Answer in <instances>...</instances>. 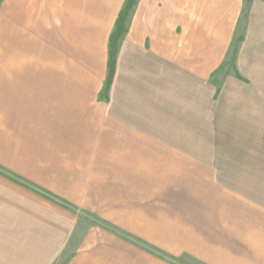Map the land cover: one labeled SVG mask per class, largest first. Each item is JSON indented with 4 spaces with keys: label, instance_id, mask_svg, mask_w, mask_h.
Returning a JSON list of instances; mask_svg holds the SVG:
<instances>
[{
    "label": "crops",
    "instance_id": "crops-1",
    "mask_svg": "<svg viewBox=\"0 0 264 264\" xmlns=\"http://www.w3.org/2000/svg\"><path fill=\"white\" fill-rule=\"evenodd\" d=\"M125 1L0 0V264H264V0L242 79L245 0H139L105 94Z\"/></svg>",
    "mask_w": 264,
    "mask_h": 264
},
{
    "label": "trees",
    "instance_id": "trees-1",
    "mask_svg": "<svg viewBox=\"0 0 264 264\" xmlns=\"http://www.w3.org/2000/svg\"><path fill=\"white\" fill-rule=\"evenodd\" d=\"M139 0H126L121 8V10L119 11L116 20H115V24L113 27V30L109 36L108 39V46H107V63H108V75L106 78V83H105V89H104V93L106 94L111 81H112V77H113V73L115 70V63H116V55H117V50H118V44L120 39L124 36V34L127 31V24L130 18V15L133 11V9L135 8L137 2ZM243 37L240 36V38H238L236 40L237 43H239L240 41H242ZM234 58L236 56V48L234 51ZM235 76L239 79H242V77L237 73L236 70H234ZM13 181L18 182V180L16 179V177L11 178ZM20 180V179H19ZM18 183H21V181H19ZM27 187L33 189V187H31L30 185L25 184ZM99 225H104L105 223L103 222H98ZM172 262V261H171Z\"/></svg>",
    "mask_w": 264,
    "mask_h": 264
},
{
    "label": "rangeland",
    "instance_id": "rangeland-1",
    "mask_svg": "<svg viewBox=\"0 0 264 264\" xmlns=\"http://www.w3.org/2000/svg\"><path fill=\"white\" fill-rule=\"evenodd\" d=\"M250 2H251V0H245V5H244L243 11H242V15H241V22H240L241 23V27H240L241 29L240 30H241L242 34L240 36H242V37H243V30H244V28L246 26L247 19H248V8H249ZM240 36L237 37V39L240 38ZM239 43H237L235 41V44H234L233 49H232V57L231 58L229 57V60L225 64H223V67H222L223 70L224 69L228 70V71L229 70H233V72H234V70H236V62H235L236 56L234 58V54H235L234 51H235V48H236V53H237V48L239 46ZM104 227H107L108 229L112 228L110 225H107V224H104ZM173 262L177 263V264H191L190 262L187 263L184 260H178V259H175Z\"/></svg>",
    "mask_w": 264,
    "mask_h": 264
}]
</instances>
